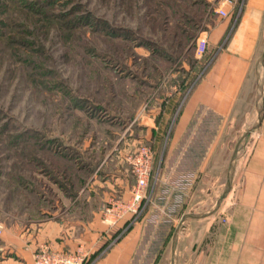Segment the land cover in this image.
<instances>
[{"label":"rangeland","instance_id":"rangeland-1","mask_svg":"<svg viewBox=\"0 0 264 264\" xmlns=\"http://www.w3.org/2000/svg\"><path fill=\"white\" fill-rule=\"evenodd\" d=\"M230 1L221 18L224 0H0V197L64 208V195L80 207L82 193L101 211L128 203L150 168L131 222L154 223L159 264H177L180 218L213 206L224 183H195L167 130L227 38L201 58L196 39L240 18L244 0Z\"/></svg>","mask_w":264,"mask_h":264},{"label":"crops","instance_id":"crops-1","mask_svg":"<svg viewBox=\"0 0 264 264\" xmlns=\"http://www.w3.org/2000/svg\"><path fill=\"white\" fill-rule=\"evenodd\" d=\"M239 15L230 32L229 19L208 26L209 46L226 43L167 130L174 150L184 151L177 164L193 169L195 183H224L213 206L180 218L177 264H264V0H244ZM80 194V207L64 195V208L59 199L45 207L49 201L39 197L32 208L2 194L0 264H35L41 247L69 255L82 250L92 264H159L154 223L131 222L127 214L108 225L102 210L89 209L88 196L75 199Z\"/></svg>","mask_w":264,"mask_h":264},{"label":"built area","instance_id":"built-area-1","mask_svg":"<svg viewBox=\"0 0 264 264\" xmlns=\"http://www.w3.org/2000/svg\"><path fill=\"white\" fill-rule=\"evenodd\" d=\"M232 4L230 0H224L223 4L219 6L215 12L221 17L226 18L228 11L225 7ZM231 7V6H230ZM206 36H199L195 41V56L201 58L207 49ZM144 158L146 163L151 159L149 149H144L140 155V159ZM153 179L152 170L144 168L136 172V184L132 188V198L126 204L116 202L112 208H105L102 210V220L108 225H112L117 220L122 219L127 214H131L132 218H136L139 213V204L145 198V191ZM2 226L0 225V235L2 234ZM35 264H92L87 263V254L78 250L74 254H64L50 250L48 247H41L35 255Z\"/></svg>","mask_w":264,"mask_h":264},{"label":"trees","instance_id":"trees-1","mask_svg":"<svg viewBox=\"0 0 264 264\" xmlns=\"http://www.w3.org/2000/svg\"><path fill=\"white\" fill-rule=\"evenodd\" d=\"M68 20H69V19H68ZM77 20H78V19H77ZM82 20H84V19H82ZM74 21H75V19H74V20H73V19H70V21H68V22H69L68 24H72ZM78 21H79V20H78ZM84 21H85V24H86V23H87V24H88V23L91 24V21H88V19H85ZM95 24H96V22L94 23V25H95ZM110 32H111V34L115 37V32L112 31V30H111ZM188 40H189V38H188ZM209 66H210V65H209ZM209 66H208V67H209ZM207 69H208V68H207ZM207 69H206V70H207ZM206 70H205V72H206Z\"/></svg>","mask_w":264,"mask_h":264}]
</instances>
